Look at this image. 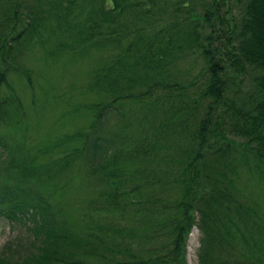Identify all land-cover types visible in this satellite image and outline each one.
<instances>
[{
    "label": "trees",
    "instance_id": "obj_1",
    "mask_svg": "<svg viewBox=\"0 0 264 264\" xmlns=\"http://www.w3.org/2000/svg\"><path fill=\"white\" fill-rule=\"evenodd\" d=\"M196 3L0 0V85L25 72L15 58L34 44L91 59L95 114L58 166L96 187L81 234L39 191L2 188L0 213L32 248L10 258L7 244L0 264H186L193 225L198 264H264V218L238 185L252 159L264 181V0H209L200 13ZM194 51L203 65L186 73ZM9 147L0 138V162Z\"/></svg>",
    "mask_w": 264,
    "mask_h": 264
},
{
    "label": "rangeland",
    "instance_id": "obj_2",
    "mask_svg": "<svg viewBox=\"0 0 264 264\" xmlns=\"http://www.w3.org/2000/svg\"><path fill=\"white\" fill-rule=\"evenodd\" d=\"M195 1L196 13H200L201 4L209 0ZM32 47L15 58L25 72L11 69L6 84L0 85V98H8L10 115L8 125H0V138L10 146L6 160L0 162V191L18 182L39 191L53 204L65 226L81 234L86 204L96 187L75 164L60 172L58 162L66 159L75 146H81L83 138L76 135L90 130L95 114L89 107L95 100L88 87L91 59L68 53L51 57L40 46ZM203 62L194 51L179 64L186 73H195ZM9 159H13L14 167H8ZM253 163L252 159L251 167L242 170L238 185L243 199L264 218V181L259 179V169H254ZM29 233L23 224H11L0 213V252L11 244L18 253H6L8 257L28 253L32 248L27 243ZM199 236L198 227L193 225L186 239V264L199 263ZM17 240L23 245L15 246Z\"/></svg>",
    "mask_w": 264,
    "mask_h": 264
}]
</instances>
